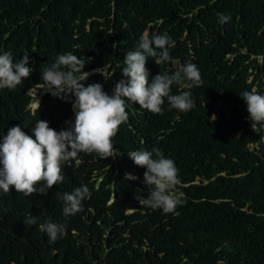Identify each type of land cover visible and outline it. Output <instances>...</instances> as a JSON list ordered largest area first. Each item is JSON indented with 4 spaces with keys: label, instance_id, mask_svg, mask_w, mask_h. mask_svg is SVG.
<instances>
[{
    "label": "trees",
    "instance_id": "1",
    "mask_svg": "<svg viewBox=\"0 0 264 264\" xmlns=\"http://www.w3.org/2000/svg\"><path fill=\"white\" fill-rule=\"evenodd\" d=\"M218 14L231 20L221 24ZM145 31L167 33L174 42L170 62L147 61L149 82L197 65L203 83L190 90L195 108L155 118L136 104L113 137L115 159L80 153L62 164L64 181L47 196L0 190V264H264V143L240 96L252 89L264 94V60L258 61L264 58V0H0V54L11 52L15 63L28 51L33 69L15 90L0 89V143L17 125L32 135L39 119L58 132L74 123L72 103L51 94L30 112L29 91L58 55L91 58L86 72L106 66L109 80L93 73L85 86L100 83L111 95L125 78L126 53ZM179 91L172 86L171 94ZM167 132L179 134L171 152L180 147L178 178L187 183L181 208L160 218L124 215L125 199L108 205L115 192L135 200L136 190L149 191L126 178L128 153L162 144ZM81 186L91 193L83 210L64 216L62 194ZM33 215L38 223L28 227L24 220ZM46 221L66 227L54 243L39 230Z\"/></svg>",
    "mask_w": 264,
    "mask_h": 264
},
{
    "label": "clouds",
    "instance_id": "2",
    "mask_svg": "<svg viewBox=\"0 0 264 264\" xmlns=\"http://www.w3.org/2000/svg\"><path fill=\"white\" fill-rule=\"evenodd\" d=\"M218 19L224 24L231 17L218 14ZM172 46L174 42L167 33L150 35L145 31L139 37L135 50L126 53L122 69L125 78L116 83L111 95L100 83L85 86L93 73H100L106 81L109 80L106 66L86 72L85 66L91 58L81 59L72 52L58 55L53 63L41 70L42 83L29 91L33 97L30 112L35 114L40 97L51 94L72 103L75 121L66 122L69 127L58 132L50 128L47 121L39 119L31 127L32 135L26 134L20 125L10 128L0 143V190L7 194L14 188L25 197L37 192L47 196L48 190L64 181L62 164L75 160L80 153H95L103 160L115 159L118 150L113 146V137L119 126L135 112L136 104L150 111V116L155 118H163L172 109L181 115L191 113L196 104L190 90L203 83L197 65L186 63L173 73L162 72L151 77L149 82L147 61L151 58L157 65L170 62L169 48ZM263 60V56H259L260 64ZM32 71L28 51L15 63L11 52L0 54V89L15 90ZM252 79L253 76H249V83ZM173 85L180 89L178 94H171ZM240 96L247 103V119L251 121L252 130L260 135L259 142L264 143V135L260 134L264 132V94L252 89L243 91ZM126 101L129 102L126 104ZM211 117L216 120L215 110H212ZM178 135L167 132L159 138L162 144H154V147L144 144L136 151H130L131 172L126 174V178L134 185L143 183L149 191L143 194L136 190L135 200L115 192L108 205L117 199H125L129 207L124 215L137 212L159 213L160 218L172 216L170 213L175 215L183 203L182 196L185 197L181 187L187 185L178 178L179 161L175 153L180 147L177 145L176 151L171 152V144ZM139 189L144 188L139 186ZM90 195L87 186L63 193V215L72 216L82 211V202ZM38 219L33 215L26 217L24 222L28 227L36 226ZM160 222L164 223V220ZM38 227L47 234L49 243L56 242L66 233L65 225L50 221L40 223Z\"/></svg>",
    "mask_w": 264,
    "mask_h": 264
}]
</instances>
